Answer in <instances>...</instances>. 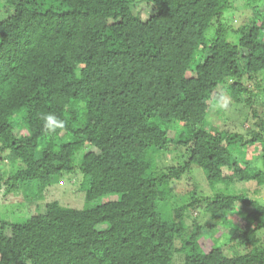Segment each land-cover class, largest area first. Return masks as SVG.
<instances>
[{
    "label": "trees",
    "instance_id": "16d2710c",
    "mask_svg": "<svg viewBox=\"0 0 264 264\" xmlns=\"http://www.w3.org/2000/svg\"><path fill=\"white\" fill-rule=\"evenodd\" d=\"M236 5L0 0V167L18 164L0 186L37 204L20 222L0 217V264H172L175 253L182 264H264V204L222 191L178 204L173 190L191 169L210 188L264 183V118L245 84L264 80V0ZM227 97L251 107L242 132L209 119ZM46 113L65 127L47 131ZM247 145L260 151L252 161ZM75 169L83 207L43 201ZM191 209L210 221L188 226ZM213 228L224 242L206 244Z\"/></svg>",
    "mask_w": 264,
    "mask_h": 264
},
{
    "label": "rangeland",
    "instance_id": "374dc122",
    "mask_svg": "<svg viewBox=\"0 0 264 264\" xmlns=\"http://www.w3.org/2000/svg\"><path fill=\"white\" fill-rule=\"evenodd\" d=\"M233 1L237 4L236 6L238 8L242 9V11H246L243 6L245 4V0ZM132 9L133 12L135 14H139L142 19H146L151 13V7L146 5L144 1H138L132 6ZM231 16H233V14ZM233 18H237V15ZM211 32L212 27H209L205 32L206 37H210ZM232 39L233 37L231 38V40ZM259 74H264V70ZM245 84L250 86V88H252L254 91L251 106L258 111L259 117L264 118V92H262L261 90L262 88H264V80L260 82L261 88H256L255 81L253 80H246ZM246 96L247 95H245V97ZM223 102L229 103V105L224 107L225 109L222 110L220 106L216 105L210 110L209 119L214 124L216 123L221 125V127L223 128H228L229 130L238 132H242V129H245L248 125H250V123L253 124L255 119L251 117V107L244 101L240 103L231 102L227 97ZM245 116L249 120L248 122H244L242 120V117ZM241 121H243L242 124ZM241 125L242 129L240 128ZM259 153L260 151H258V148L255 147V145H247L245 160L252 161ZM170 159H167V161L170 162ZM3 163L4 167H0V172L3 174V176H7L10 173L9 171L15 169L18 165L17 163L9 162L5 158L3 160ZM240 164L243 166L242 162H240ZM79 184L80 173L78 169H75L71 172H64L60 176V180L57 183L45 188L42 191L43 201L56 200L63 206L82 208L84 205V192L79 188ZM5 188V185L0 186V217L11 222H20L22 220H25L35 210L37 204L33 200L27 199L23 194L21 195L20 190H12L5 193ZM173 190L176 197L175 199L178 204L186 202L192 197V195L195 197H205L211 195L215 191H222L225 193H245L257 199L260 203L264 204V183L257 185L255 181H240L232 183L228 186L217 184L214 188H210L204 180L201 171L197 169H191L189 179L187 180L186 178H182L178 182L176 187L173 188ZM117 198V194L105 195L93 202H90L88 205L93 206L95 204L107 200H114ZM40 205H42V202L39 201V207ZM208 218V215L204 212L202 213L200 209H191L187 211L185 222L188 226L193 225V221H197L200 225H202L203 223L210 221ZM227 220L228 222L230 221V219ZM205 237H208V239ZM205 237L204 238L206 239V244L207 241L212 242L211 237L213 238V241L214 239H219V243L224 242L226 239L225 234L222 236V234H220V232L217 229L215 230L214 228L210 230V232H207V235ZM182 263L183 254L175 253L173 255L172 264Z\"/></svg>",
    "mask_w": 264,
    "mask_h": 264
},
{
    "label": "clouds",
    "instance_id": "9594fccd",
    "mask_svg": "<svg viewBox=\"0 0 264 264\" xmlns=\"http://www.w3.org/2000/svg\"><path fill=\"white\" fill-rule=\"evenodd\" d=\"M42 120L44 128L49 132H55L57 129L65 127V121L54 113L43 114Z\"/></svg>",
    "mask_w": 264,
    "mask_h": 264
}]
</instances>
